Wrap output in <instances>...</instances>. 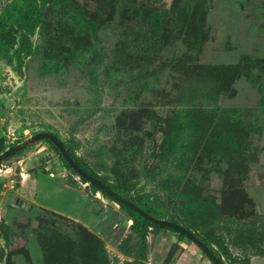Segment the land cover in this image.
<instances>
[{
  "label": "rangeland",
  "instance_id": "rangeland-1",
  "mask_svg": "<svg viewBox=\"0 0 264 264\" xmlns=\"http://www.w3.org/2000/svg\"><path fill=\"white\" fill-rule=\"evenodd\" d=\"M88 172L264 264V0H0V264H213Z\"/></svg>",
  "mask_w": 264,
  "mask_h": 264
},
{
  "label": "water",
  "instance_id": "water-1",
  "mask_svg": "<svg viewBox=\"0 0 264 264\" xmlns=\"http://www.w3.org/2000/svg\"><path fill=\"white\" fill-rule=\"evenodd\" d=\"M43 138H49L60 150L62 156L65 158V160L68 162V164L73 168V170L80 175L82 178L86 179L90 184H95L98 186L101 190L105 191L110 196L114 197L116 200L120 201L127 207L137 211L140 215L148 219L150 222L162 225V226H168L172 229L179 231L183 233L189 241H192L196 243L203 251L208 255V257L211 259L213 264H222L219 258L213 253V251L201 240L199 239L191 230L187 229L183 225L167 220V219H161L156 218L149 213L145 212L142 208H140L137 204H135L133 201L123 197L118 192L111 189L108 185L97 179L96 177L89 174L86 170L81 168L69 155L65 145L63 144V141L54 133L47 132V131H41L33 135L32 140L38 141ZM20 147H12L7 150H5L2 154H0V162L9 157L14 150H18Z\"/></svg>",
  "mask_w": 264,
  "mask_h": 264
},
{
  "label": "trees",
  "instance_id": "trees-1",
  "mask_svg": "<svg viewBox=\"0 0 264 264\" xmlns=\"http://www.w3.org/2000/svg\"><path fill=\"white\" fill-rule=\"evenodd\" d=\"M40 140H42V141H45V142H47V143H49V145H51L52 146V148L60 155V157H61V159L64 161V163L66 164V166H68L70 169H73L69 164H68V162L65 160V158L62 156V154H61V152H60V150H59V148L49 139V138H43V139H40ZM63 144L65 145V143L63 142ZM65 147H66V145H65ZM66 149H67V147H66ZM67 151H68V149H67ZM68 153H69V151H68ZM69 155H70V157L74 160V158L72 157V155L69 153ZM75 161V160H74ZM76 162V161H75ZM81 168H83L84 170H86L83 166H81V164L79 163V162H76ZM87 171V170H86ZM88 172V171H87ZM89 174H91L90 172H88ZM92 175V174H91ZM92 176H94V175H92ZM94 177H96V176H94ZM97 178V177H96ZM85 182H88L86 179H84V178H82ZM97 179H99V178H97ZM100 181H102L101 179H99ZM103 182V181H102ZM103 183H105V182H103ZM106 184V183H105ZM93 187H95L97 190H99V191H101L104 195H106L107 197H109L111 200H113L114 202H116V203H118L120 206H122V207H124V208H126V209H128V210H130L133 214H134V216L135 217H137V221H136V225H135V228L136 229H140V224H144V223H151V224H153L154 226H156V227H158V228H161V229H167V230H170V231H172V232H175V233H177L180 237H182V238H187L183 233H181V232H179V231H176V230H174V229H172L171 227H168V226H162V225H157V224H154V223H152V222H150L148 219H146L145 217H143L142 215H140L137 211H135V210H133V209H131V208H129V207H127L126 205H124L123 203H121L120 201H118V200H116L114 197H112V196H110L109 194H107L105 191H103V190H101L98 186H96L95 184H91ZM106 185H108V184H106ZM109 186V185H108ZM111 189H113L111 186H109ZM114 190V189H113ZM114 191H116V190H114ZM117 192V191H116ZM119 193V192H118ZM120 194V193H119ZM120 195H122V194H120ZM123 197H125V198H127V199H129V197H127V196H124V195H122ZM129 200H131V199H129ZM131 201H133V200H131ZM134 202V201H133ZM135 204H137L140 208H142L145 212H147V213H149L150 215H152V216H154L151 212H149V210L148 209H145L140 203H136V202H134ZM155 217V216H154ZM158 218V217H157ZM173 221V220H172ZM176 222V221H175ZM194 233V232H193ZM195 234V233H194ZM199 238V237H198ZM199 239H201V238H199ZM212 251H213V249H212V247L209 245V243H208V240H206V239H201ZM192 242V241H191ZM194 243V242H193ZM199 249H201L196 243H194ZM202 250V249H201ZM203 251V250H202ZM204 252V251H203ZM213 253H214V251H213ZM220 260V259H219Z\"/></svg>",
  "mask_w": 264,
  "mask_h": 264
}]
</instances>
